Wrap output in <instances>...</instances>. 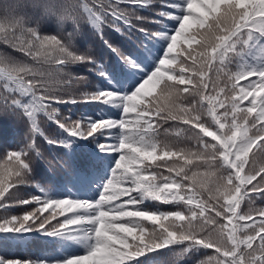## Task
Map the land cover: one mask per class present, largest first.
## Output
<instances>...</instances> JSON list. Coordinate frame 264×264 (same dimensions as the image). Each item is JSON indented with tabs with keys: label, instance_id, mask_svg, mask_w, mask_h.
<instances>
[{
	"label": "snow or ice",
	"instance_id": "1",
	"mask_svg": "<svg viewBox=\"0 0 264 264\" xmlns=\"http://www.w3.org/2000/svg\"><path fill=\"white\" fill-rule=\"evenodd\" d=\"M150 2L12 0L0 8V117L14 116L27 125L22 143L0 149V210L7 212L11 190L29 181L46 191L32 179L33 164L39 159L51 168L54 161L39 151L38 137L50 145L70 146L41 129L40 114L72 137L95 143L98 153L118 155L98 199L45 195L19 200L42 205L39 213L50 210V216L26 212L0 217V242L35 232L83 243L85 254L62 264H133L140 257L152 264L150 254L161 250L173 255L174 264L190 253H202L192 264H264V162L257 165L254 159L264 154V0H169L166 6L178 15L157 16L175 19L178 27L164 34L162 56L140 65L131 53L104 39V29L121 34L134 29L155 38L157 33L136 24L146 18L135 9ZM48 22L55 29L45 33L42 25ZM84 24L95 29L122 64L141 72L142 82L131 94L117 98L116 89L108 88L78 96L64 91L74 79L87 80L73 75V65H92L89 71L106 76L90 49L76 46ZM145 52L152 55L148 48L140 54ZM249 54L258 66H241ZM90 102L118 106L120 119L73 118L57 107ZM169 121L175 122L173 144L159 139ZM105 137L114 142L106 143ZM145 161L163 163L153 168ZM149 200L175 210L142 207ZM257 200L261 206L247 212L241 208L243 202ZM0 264L57 262L0 258Z\"/></svg>",
	"mask_w": 264,
	"mask_h": 264
},
{
	"label": "trees",
	"instance_id": "2",
	"mask_svg": "<svg viewBox=\"0 0 264 264\" xmlns=\"http://www.w3.org/2000/svg\"><path fill=\"white\" fill-rule=\"evenodd\" d=\"M12 2V0H0V8L5 4ZM25 2V0H21ZM169 0H151L150 5L147 7H138L135 9L137 15L145 17L144 20L136 21V24L143 25L150 32L157 33L155 38H148L144 33L135 31L134 29H122L121 34L111 28L104 29V39L116 45L121 51L131 53L133 58L139 62L140 65H151L152 57H161L162 52L166 49L163 36L166 33L172 32L173 29L178 27L175 19H169L166 15L157 16V12L172 13L178 15V10L167 7ZM26 11L32 15L34 10L27 7ZM70 27V26H69ZM55 29V24L48 22L42 25V30L52 32ZM76 46L81 50H89L90 54L94 57L96 64H99L106 76L97 75L95 71H89L92 65L77 64L73 65L71 71L74 76L86 77V82L83 80H73L64 91L69 95L78 96L80 92L86 90L96 89H116L114 92L115 97H120L125 93L131 94L135 87L138 86L140 81L141 72L135 66H127L121 63L119 57L105 46L104 40H101L96 34L95 29L90 24L82 26V35L76 39ZM143 45V47H142ZM2 47V46H0ZM143 48H148L152 55L145 52L143 55L140 53ZM19 56V53H13ZM259 55V54H258ZM158 62V61H157ZM242 67L258 66V61H254L252 54L244 58ZM147 70V69H143ZM117 81L119 83H117ZM133 81H136L133 84ZM244 83V81H240ZM187 102V101H185ZM247 103L246 101L244 102ZM58 109L65 114L70 112V115L75 117H90L99 122L103 120H119L122 109L118 106L110 104H100L96 102L72 104V105H58ZM37 122L40 124L41 129L53 138L65 139L70 142L68 148L59 145L48 144L43 137H38L36 140L37 147L45 157L52 159L54 164L51 168L46 166L43 161L37 159L33 164L32 179L38 182L46 191L40 192L36 189L31 181L24 186H20L13 191V198L7 203L10 204L7 212L0 210V217L7 215L22 216L26 212H37L39 215L50 216V210L39 213L42 207L40 204H19L18 201L22 199H30L32 196H47L51 199H66L67 196L72 194L78 185L79 180L88 175L89 171L95 168L92 173L97 169L99 161L105 167L108 175H111V170L115 167V160L118 155L114 151H105L98 153L95 143L90 142L89 139H81L79 137H72L69 133L63 132L58 126L51 121H48L43 114L38 116ZM175 122L169 121L159 130V139L162 143L173 144L176 143L174 136ZM164 128H172L173 131L165 132ZM115 129L113 132L115 133ZM27 132V125L23 119H17L14 116L0 117V149H12L24 141ZM106 143L114 142V137H105ZM210 139V138H207ZM97 156H99L96 162ZM257 165L264 162V154L257 153L254 157ZM61 161L62 163H56ZM150 163L153 168L156 164L163 163L162 161H154ZM171 165V161H168ZM163 170V169H159ZM109 179V178H108ZM107 179V180H108ZM105 181V183L107 182ZM78 183V184H77ZM103 186V185H102ZM119 186V185H118ZM103 188L101 189L102 192ZM97 199L99 198L96 197ZM121 199H126L122 197ZM154 204L159 206L161 210L169 211L175 210L171 205H163L159 202L145 201L142 207L153 208ZM261 206L259 200L249 203L243 202L241 208L247 212L249 208H256ZM59 212V210H56ZM69 215V213H65ZM57 219H63V216L57 215ZM55 222L54 220L52 221ZM148 223V222H146ZM178 251V249H176ZM209 252L211 250H208ZM86 248L81 247L77 242L72 241H59L51 237H45L40 233H28L25 235H18L14 238L5 237L3 242H0V258L9 260H52L57 264H62L66 258H72L77 255L85 254ZM202 253H190L189 256L181 262V264H192L193 260L198 258ZM152 257V264H174V257L167 250H161L157 253L150 254ZM200 258H204L201 256ZM133 264H147L145 257H140L139 260L134 261Z\"/></svg>",
	"mask_w": 264,
	"mask_h": 264
},
{
	"label": "rangeland",
	"instance_id": "3",
	"mask_svg": "<svg viewBox=\"0 0 264 264\" xmlns=\"http://www.w3.org/2000/svg\"><path fill=\"white\" fill-rule=\"evenodd\" d=\"M81 245H83V243H80Z\"/></svg>",
	"mask_w": 264,
	"mask_h": 264
}]
</instances>
